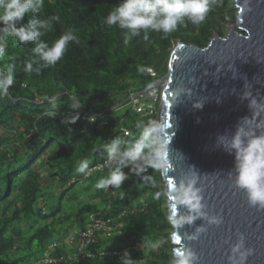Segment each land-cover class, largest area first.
Listing matches in <instances>:
<instances>
[{
    "label": "trees",
    "instance_id": "16d2710c",
    "mask_svg": "<svg viewBox=\"0 0 264 264\" xmlns=\"http://www.w3.org/2000/svg\"><path fill=\"white\" fill-rule=\"evenodd\" d=\"M119 3L43 0L36 13L26 14L21 23L58 17L51 30L37 26L44 34L36 42L51 46L67 32L76 37L52 67L33 56L36 42L19 43L12 36L4 41L0 71L7 75L11 66L14 83L0 95V264H50L44 263L46 256L65 257L55 264H122L125 252L137 264L174 260L159 165L160 99L152 102L151 113H141L129 98L167 74L176 43L203 48L214 35L224 37L236 22V11L233 0H211L202 24L185 20L167 37L149 30L147 39L142 32L126 44L125 33L104 22ZM32 59L37 62L29 73L25 62ZM49 111L56 116H47ZM142 134L147 142L143 155L155 161L153 166L136 174V165L144 162L125 159L110 170L90 171L106 162V145L113 140L119 138L126 151ZM81 161L88 164L86 173L76 171ZM117 167L128 176L120 189L97 188ZM90 215L110 223L106 233L98 231L80 251L78 239L68 244L66 238L83 230Z\"/></svg>",
    "mask_w": 264,
    "mask_h": 264
},
{
    "label": "water",
    "instance_id": "95a60500",
    "mask_svg": "<svg viewBox=\"0 0 264 264\" xmlns=\"http://www.w3.org/2000/svg\"><path fill=\"white\" fill-rule=\"evenodd\" d=\"M233 4L235 31L214 35L203 48L176 43L167 74L149 87H162L159 164L173 253L190 250L197 264H264V209L249 207L245 193L235 188L229 148L235 134H264V0ZM191 179L204 213L220 217L219 225L198 218L173 226L191 214L179 198ZM200 228L205 230L197 235ZM241 237L243 247L233 253ZM247 249L253 254L241 261Z\"/></svg>",
    "mask_w": 264,
    "mask_h": 264
},
{
    "label": "clouds",
    "instance_id": "9594fccd",
    "mask_svg": "<svg viewBox=\"0 0 264 264\" xmlns=\"http://www.w3.org/2000/svg\"><path fill=\"white\" fill-rule=\"evenodd\" d=\"M210 2L211 0H121V3L114 6L113 10L109 12L104 22L109 27L117 26L122 30L125 33L126 44L129 42L130 36H138L142 32L144 33V39H147L149 30L167 37L185 20L193 25L202 24L210 11ZM42 5L43 0H0V25H2L0 27V58L4 56V41L7 37H15L19 43L36 42L38 37L44 34L36 30L37 26L45 30H51L52 20H57L58 17L21 23L26 14L29 12L36 13ZM17 24H20V26L17 27ZM75 39L76 37L71 32H67L56 39L51 46L43 41L36 42L31 52L34 57H39L47 67H52L62 59L69 42ZM36 62L35 59L27 60L25 71L31 73L33 71L32 65ZM36 71L39 74L40 70L37 69ZM13 83L14 75L11 66H9L7 75L0 71V95H6ZM52 106L53 108L56 106L54 101ZM76 107L77 105L74 104L73 109L75 110ZM194 107L200 108L201 105L196 104ZM46 115L54 118L56 112L49 111ZM77 118L69 120V123H74ZM137 127H140V125H137ZM147 130L148 126H144L143 132ZM158 144L160 147L159 134ZM120 145L121 140L119 138L106 145V151L111 161L121 165L125 159L133 163L143 161V165H136V174L145 171L146 167L154 165L155 161H150L148 156L143 155V149L147 146L143 134L126 151H121ZM229 148L234 154L233 171L235 176L233 183L235 188L245 193L249 207L264 209V134H252L251 136L235 134ZM87 168V162L81 161L76 171L86 173ZM110 169L111 166L108 170ZM127 179L128 176L117 167L110 172L107 178L99 180L96 187L120 189L122 183ZM195 184V179H191L179 194L181 204L190 209L191 214L176 220L174 227H180L185 223L192 224L198 218H204L209 225H219L222 222L220 217H208L204 213L200 191L195 187ZM122 195L123 193H121ZM204 230L203 228L197 229V235ZM197 235L191 238L195 240ZM242 247L243 238L241 237L240 241L233 247V253L238 252ZM252 254L253 249H247L246 252L240 253L241 261H245L247 256ZM173 255L175 257L173 264H197L198 258L190 250L184 253H173ZM127 257L128 253L125 252L122 264H137V262H133Z\"/></svg>",
    "mask_w": 264,
    "mask_h": 264
},
{
    "label": "built area",
    "instance_id": "2783aa9c",
    "mask_svg": "<svg viewBox=\"0 0 264 264\" xmlns=\"http://www.w3.org/2000/svg\"><path fill=\"white\" fill-rule=\"evenodd\" d=\"M151 75H154V73H152L151 70H149ZM159 98V94L157 93V88H148L146 91L138 93L132 97H130V100L132 101L134 108L136 109V111L138 112H143L145 110H149V112L151 113V111H153V101L155 102L157 99ZM150 100H152L150 102ZM93 120V119H92ZM114 162L111 161L108 157V159L106 160L105 163L98 165L96 167H94L92 170H101V169H105V168H110V166L113 164ZM90 171L88 173H90ZM110 223L109 219H106L104 217H99L98 215H90L88 218V222L85 226V228L83 230H80L78 232H75L73 235H69L66 238V242L68 244H72L74 243V241L76 239L79 240L80 243V251L89 246L94 239L96 238V234L98 233V231H102L103 233H106V231L108 230V224ZM56 246V244H53L51 246V248H54ZM114 254H121V252L115 251L113 252ZM82 257L85 256V254L81 253ZM65 257H51V256H46L43 261L44 263H52L55 264L58 261H62L64 260Z\"/></svg>",
    "mask_w": 264,
    "mask_h": 264
},
{
    "label": "rangeland",
    "instance_id": "374dc122",
    "mask_svg": "<svg viewBox=\"0 0 264 264\" xmlns=\"http://www.w3.org/2000/svg\"><path fill=\"white\" fill-rule=\"evenodd\" d=\"M233 8H234V4H233ZM235 9V11H236V8H234ZM237 14V13H236ZM236 23H237V19H236V22L233 24V25H228L227 26V28H226V32H225V35L226 34H228V33H230V31L232 30V31H235L236 29H237V27H235L236 26ZM161 89H162V87H160ZM161 97V96H160ZM160 97H159V99H160ZM159 105H160V101H159ZM158 111H159V109H158ZM159 113H157V115H158ZM157 119H158V117H157ZM157 121V120H156Z\"/></svg>",
    "mask_w": 264,
    "mask_h": 264
},
{
    "label": "bare ground",
    "instance_id": "6f19581e",
    "mask_svg": "<svg viewBox=\"0 0 264 264\" xmlns=\"http://www.w3.org/2000/svg\"><path fill=\"white\" fill-rule=\"evenodd\" d=\"M132 96H134V95H132ZM132 96H131V97H132ZM129 99H130V98H129Z\"/></svg>",
    "mask_w": 264,
    "mask_h": 264
}]
</instances>
